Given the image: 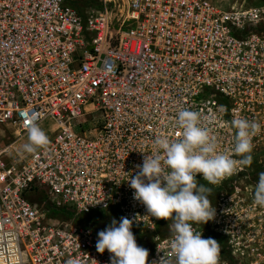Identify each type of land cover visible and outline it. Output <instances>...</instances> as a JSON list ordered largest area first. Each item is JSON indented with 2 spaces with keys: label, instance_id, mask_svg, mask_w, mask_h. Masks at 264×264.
Masks as SVG:
<instances>
[{
  "label": "built area",
  "instance_id": "built-area-1",
  "mask_svg": "<svg viewBox=\"0 0 264 264\" xmlns=\"http://www.w3.org/2000/svg\"><path fill=\"white\" fill-rule=\"evenodd\" d=\"M183 108L223 148L232 120L260 123L252 151L264 149V1L98 0L80 12L67 0H0V264H112L96 249L105 228L48 211L35 192L85 219H133L147 264L174 259L172 219L150 217L127 180L157 136L175 139ZM33 117L53 132L30 153L17 144ZM218 210L194 227L220 244L219 264H240L245 231Z\"/></svg>",
  "mask_w": 264,
  "mask_h": 264
},
{
  "label": "clouds",
  "instance_id": "clouds-1",
  "mask_svg": "<svg viewBox=\"0 0 264 264\" xmlns=\"http://www.w3.org/2000/svg\"><path fill=\"white\" fill-rule=\"evenodd\" d=\"M231 125L235 129L233 144L223 148L213 128L202 125L199 112L179 110L175 139L166 134L157 136L154 151L146 153L142 165H137L139 171L127 180L134 198L145 205L150 217L173 221L170 249L174 259L167 264H219L220 244L214 238H204L194 225L214 218L212 189L207 185H217L251 164L253 136L261 129L260 123L246 118L234 119ZM28 136L24 148L30 153L49 142L35 117L28 125ZM197 175L207 185L200 183ZM254 203L264 207V173L255 185ZM133 222L126 217L119 222L113 219L97 233L96 249L112 254V264H147L149 251L137 244Z\"/></svg>",
  "mask_w": 264,
  "mask_h": 264
},
{
  "label": "rangeland",
  "instance_id": "rangeland-1",
  "mask_svg": "<svg viewBox=\"0 0 264 264\" xmlns=\"http://www.w3.org/2000/svg\"><path fill=\"white\" fill-rule=\"evenodd\" d=\"M72 6H74L80 12L89 6L96 4L98 0H67ZM218 7L222 9H228L231 6L245 4V5H258L263 3L264 0H210ZM42 130L46 133L48 137L51 136L53 132V122H43L39 125ZM29 143L28 134L25 135L20 142L17 144V147L26 151L24 148L25 144ZM252 162L247 166V170L242 174L238 175L233 180H229L222 184L217 185H207V182L203 179H197L200 183L206 184L212 189V195L210 200L212 201L213 206H216L219 214H223L220 217V220H223V225L235 224V227L239 230L245 231V236L241 237L246 238L242 240L243 244H246L244 250H238V260L240 264H264V207H258L254 203V189L257 181L259 179L260 173H264V149H258L251 152ZM41 201L37 199L36 203L41 205L43 208L48 211L51 210L50 203L42 194ZM216 196H224L232 198L230 200H221L220 202L224 206L215 204L214 198ZM227 202L231 205H227ZM74 221L79 224H91L94 227L100 226L102 223L104 227H107L112 219L103 218L102 220H90L85 219L80 216L72 214ZM102 221V223H101ZM234 227V228H235ZM247 235V236H246ZM226 243L225 238L222 241ZM249 246V247H248ZM253 246V248H251ZM243 252V254H241Z\"/></svg>",
  "mask_w": 264,
  "mask_h": 264
},
{
  "label": "trees",
  "instance_id": "trees-1",
  "mask_svg": "<svg viewBox=\"0 0 264 264\" xmlns=\"http://www.w3.org/2000/svg\"><path fill=\"white\" fill-rule=\"evenodd\" d=\"M42 193L40 192H35V193H32L31 195H29V199L31 200V201H33V202H36V201H38L37 199H39L40 201H41V198H42ZM51 211L53 212V213H57V214H60L63 218H66V219H69V218H71L72 217V211L71 210H55V209H51ZM59 211H61V212H59ZM105 218V217H104ZM103 219V218H102ZM101 219V220H102ZM109 219H115V220H117V222H119L118 221V219L116 218V217H114V218H109ZM98 223V222H97ZM101 223H102V221H101ZM98 228H105L104 227V224L102 223L100 226L98 225Z\"/></svg>",
  "mask_w": 264,
  "mask_h": 264
},
{
  "label": "flooded vegetation",
  "instance_id": "flooded-vegetation-1",
  "mask_svg": "<svg viewBox=\"0 0 264 264\" xmlns=\"http://www.w3.org/2000/svg\"><path fill=\"white\" fill-rule=\"evenodd\" d=\"M228 197H230V196H228ZM228 197H225V198H224V196H216V197L214 198V203H215V204H219V205L224 206V204L220 202V199H221V200H225V199H227ZM227 205H230V204L227 203ZM214 208H217V207L214 206ZM219 209H220V208H219Z\"/></svg>",
  "mask_w": 264,
  "mask_h": 264
}]
</instances>
